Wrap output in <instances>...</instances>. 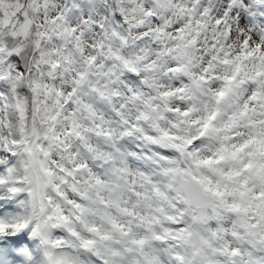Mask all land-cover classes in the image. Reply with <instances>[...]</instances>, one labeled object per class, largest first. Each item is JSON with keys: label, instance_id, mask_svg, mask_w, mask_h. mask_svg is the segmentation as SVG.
I'll return each mask as SVG.
<instances>
[{"label": "clouds", "instance_id": "9594fccd", "mask_svg": "<svg viewBox=\"0 0 264 264\" xmlns=\"http://www.w3.org/2000/svg\"><path fill=\"white\" fill-rule=\"evenodd\" d=\"M0 264H264V0H0Z\"/></svg>", "mask_w": 264, "mask_h": 264}]
</instances>
